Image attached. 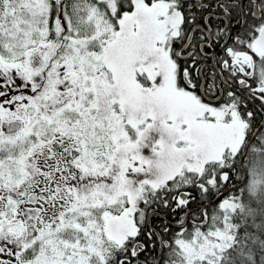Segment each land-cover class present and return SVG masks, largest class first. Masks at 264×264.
Wrapping results in <instances>:
<instances>
[{"label":"snow or ice","instance_id":"obj_1","mask_svg":"<svg viewBox=\"0 0 264 264\" xmlns=\"http://www.w3.org/2000/svg\"><path fill=\"white\" fill-rule=\"evenodd\" d=\"M0 264H264V0H0Z\"/></svg>","mask_w":264,"mask_h":264}]
</instances>
